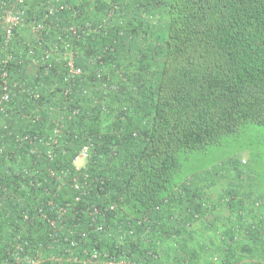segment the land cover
I'll return each mask as SVG.
<instances>
[{"label":"trees","instance_id":"obj_1","mask_svg":"<svg viewBox=\"0 0 264 264\" xmlns=\"http://www.w3.org/2000/svg\"><path fill=\"white\" fill-rule=\"evenodd\" d=\"M83 2V20L94 17L98 22L110 10L118 17L105 36H89L79 42L81 54L75 63L82 74L75 81L65 80L62 68L54 66L47 76L42 65L36 78L28 68L20 75L15 72L31 83L26 82L27 87L40 82V95H13L8 105L7 130L0 120V143L4 148L0 195L4 189L7 191L4 207L12 214L10 223L16 231L22 226L18 225L22 211L43 206V185L37 183L44 182L49 168L64 166L73 175L78 174L71 160L84 141L92 146L87 167L90 177L103 178V182H95L94 190L108 193L117 201L118 209L111 215L121 224L128 216L161 219L166 206L173 204L178 186L185 192L181 201L184 208L198 210L197 199L204 195L200 191L204 189L196 183L186 186L183 178V160L192 152L237 140L252 125L263 128L264 150V0ZM44 6L42 0L30 4L27 16L42 15ZM90 6L93 9L88 11ZM70 13L66 10L58 15L70 20ZM160 14L166 18L167 29L165 37L156 41L152 29L157 27ZM99 69L106 83L102 92L96 89ZM108 73L119 74L118 80L110 79ZM60 119L63 128L60 126V142L52 160L39 143L35 144L37 151L32 152L33 144L21 139L48 138ZM241 176L237 173L239 181L245 179ZM248 188L247 197L255 194L263 200L257 208L261 219L255 227H248L252 244L235 246L229 252L231 257L237 253L253 255V246L264 251V188L259 193ZM61 192L71 194L69 189ZM185 215L183 211V217L192 213ZM172 226L176 228L162 231L181 233L175 224ZM0 227L4 235L9 234L4 222ZM145 227L135 226V238L126 236L123 248L145 257L138 246ZM27 229L30 233L36 231ZM157 231L150 229L153 241L161 240ZM96 237L84 244L112 250L107 244L111 237L107 242L104 238L95 243ZM2 249L0 245V256ZM140 264L159 262L145 257Z\"/></svg>","mask_w":264,"mask_h":264},{"label":"built area","instance_id":"obj_2","mask_svg":"<svg viewBox=\"0 0 264 264\" xmlns=\"http://www.w3.org/2000/svg\"><path fill=\"white\" fill-rule=\"evenodd\" d=\"M83 1L42 0L45 5L42 15L29 18L26 11L37 0H0V120L4 130L9 126L8 105L13 95L30 93L33 98L40 95L37 89L40 82L34 81L33 87H27V80L16 75L28 68L36 78L38 67L42 65L43 73L48 76L49 71L57 66L62 68L65 80L75 81L82 74V68L75 63V58L81 54L79 42L89 36H105L108 26L118 17L110 10L98 22L94 21V17L83 20L86 6L83 7ZM92 9L90 6L88 11ZM66 10L71 11L70 20H63L58 15ZM100 69L97 74L100 78L96 81L98 92L106 90ZM102 113H105L104 108ZM33 119L37 120V116ZM60 120L48 138L35 136L29 139L24 136L21 139L33 144L32 152L37 151L35 144L39 143L46 157L52 160L55 146L60 142V126L63 128ZM3 151L0 143V157ZM92 155L91 144L84 141L71 160V167L78 174L73 175L64 166L48 169V177L44 182L37 183V186L43 185L40 196L43 206H34L30 212L22 211V218L18 222L22 226L17 231L10 223V210L4 207L7 200L4 189L0 195V222L5 223L9 234L4 235L0 227V245H3L0 264H140L145 257L157 260L159 264H239L229 252L235 246L244 244L248 227L253 228L256 224L248 217L247 210L261 206L262 198L255 194L247 197L244 187L231 192L224 189L217 197L213 192L203 191L204 195L197 199L199 208L193 211L184 208L181 201L185 192L178 190V186L173 204L166 206L161 219L154 221L146 216L138 219L128 216L121 224L111 215L118 209L117 201L111 199L108 193L94 190L95 182H103V178L92 179L89 175L87 167ZM239 161L246 164L247 158L242 156ZM46 181L50 182L49 186ZM193 183V177L184 179L186 186ZM30 184L33 185V182ZM65 189H69L71 194L61 192ZM222 210L237 218V221L233 218L229 223H217L215 214ZM183 211L186 215H192L183 217ZM174 224L181 233L162 231L172 228ZM38 225L41 228L36 229ZM143 225L146 227L140 235L141 244L138 246L145 257L123 248L125 237L133 240L135 226ZM28 227L36 229L35 233H30ZM151 227L160 232L161 240H152ZM209 227L207 235L203 236L202 232ZM33 235L38 238L35 239ZM94 235H97L96 241L93 240L95 243L104 241V238L107 242L111 237L107 244L112 246V250L86 246L84 242H89ZM164 237L169 240L164 241ZM205 251L209 255L200 257ZM193 252L196 254L192 255Z\"/></svg>","mask_w":264,"mask_h":264},{"label":"rangeland","instance_id":"obj_3","mask_svg":"<svg viewBox=\"0 0 264 264\" xmlns=\"http://www.w3.org/2000/svg\"><path fill=\"white\" fill-rule=\"evenodd\" d=\"M159 16L157 27L152 29L153 39L156 41L165 37L167 29L166 18L161 14ZM111 73H108L111 75L110 79L118 80L119 74L114 76ZM252 126L246 128L237 140L223 141L222 145L207 151L192 152L183 160V178L193 177L196 186L205 189L200 191L213 192L214 195H219L224 189L231 190L242 186H245V191H250L249 186L254 193L261 192L264 188V150L261 142L263 128ZM242 156L247 158L246 164L240 163ZM237 173L245 177V181H239Z\"/></svg>","mask_w":264,"mask_h":264},{"label":"crops","instance_id":"obj_4","mask_svg":"<svg viewBox=\"0 0 264 264\" xmlns=\"http://www.w3.org/2000/svg\"><path fill=\"white\" fill-rule=\"evenodd\" d=\"M213 197V195H211ZM218 195H216L217 197ZM247 215L249 218H251V220H254L256 221V223H258V221H260L261 219V214L257 212V208H251V209H248L247 210ZM215 216L217 217V220L219 224L222 223V221L224 223H229L230 219H233L232 216H230V214L227 213V211H218L216 212ZM235 221H237V218H234ZM250 220V219H249ZM261 222H259V226H261L263 228V225L260 224ZM256 225V224H255ZM215 226H218L217 224H215ZM211 227H209L208 230H206L205 232H202L203 233V236L207 235L206 233L210 230ZM256 230V229H255ZM261 233V232H260ZM263 234L261 233L260 236H262ZM249 237V236H248ZM248 237L245 238V242H251L249 244H252V240H250ZM240 246V245H238ZM258 248H262V247H258ZM256 247L253 246V255H251V253H248L247 254H243L241 255L239 253L238 256H234V260H237L239 262V264H264V251L261 250V249H258ZM208 256L209 255V252L205 251L203 254H201L200 257L202 256Z\"/></svg>","mask_w":264,"mask_h":264}]
</instances>
